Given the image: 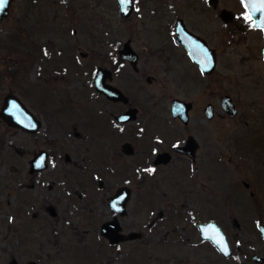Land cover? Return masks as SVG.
<instances>
[{
    "label": "rangeland",
    "instance_id": "1",
    "mask_svg": "<svg viewBox=\"0 0 264 264\" xmlns=\"http://www.w3.org/2000/svg\"><path fill=\"white\" fill-rule=\"evenodd\" d=\"M74 2V9H66L63 0H13L0 20V108L4 97L14 94L41 121L38 132L28 133L0 117V264L12 258L19 264H244V252L263 253L258 233L245 230L253 218L264 223V36L244 31L238 15L228 25L219 17L222 7L242 12L240 0H219L215 9L207 0H134L136 11L129 19L121 17L116 0ZM152 7L160 29L181 17L206 30L208 43L219 52L208 78L189 61L158 50L170 36L154 31ZM128 39L139 54V75L122 59L120 64L113 60ZM117 65L109 82L124 89L150 85L146 77L154 78L151 85H170L171 94H183L176 85H212L210 99L199 88L191 92L198 104L211 100L215 105L209 213L199 191L203 176L196 180L194 213L177 197L176 185L163 180L173 178L170 171L141 181L147 171L136 160L144 144L135 140L134 124L113 125L109 114L123 108L99 97L92 82L98 66L113 70ZM224 93L237 106L236 118L223 116L218 98ZM193 118L204 140L208 127L198 114ZM126 141L135 147L130 157L120 149ZM40 150L49 155L48 167L29 173V160ZM222 158L229 159L227 176L218 164ZM242 162L260 171V182L256 201L238 197L239 210L228 206L223 187L229 178L233 183L247 179L239 171ZM121 185L132 194L127 215L117 216L124 239L111 245L100 227L115 215L108 201ZM209 219L229 231L232 225L233 257L192 244L195 220ZM134 233L138 236L131 239Z\"/></svg>",
    "mask_w": 264,
    "mask_h": 264
},
{
    "label": "flooded vegetation",
    "instance_id": "2",
    "mask_svg": "<svg viewBox=\"0 0 264 264\" xmlns=\"http://www.w3.org/2000/svg\"><path fill=\"white\" fill-rule=\"evenodd\" d=\"M133 3H134L133 9L128 17H131L136 11V2H134V0H133ZM75 4L76 2H74V0H63V5H64V8L66 9H74ZM221 9H223V7ZM235 12L231 11L232 18L229 19L228 21H224L223 19L220 18L223 21L224 25H228L229 22L232 23L235 20H237L236 15H238L239 19L244 20V23H242L243 26H245V28L243 27L244 31L249 28V30L254 35L260 32L261 36H264V31L262 30L261 27L254 26V22L252 19H246V17H250V16L245 11V9L242 12L241 11H235ZM149 15L151 17L150 21L154 23V31L158 34L163 33L165 36L167 33H169V36H170L169 41L166 40V42L163 43L164 38H165L164 37L162 39L161 45L158 44L159 46L158 50L161 53L166 51L169 58L171 59L173 57H177L179 61L186 60L187 63L189 61L193 66L197 68L199 73H201L203 76L207 78L215 71L214 69L211 73H208V74H205L204 72H202L198 64H196L191 59L187 47L184 44L176 41V37H177L176 29H175L176 22L178 19H182L181 17L176 18L172 26L169 25L168 27H165V29L164 27L160 29L159 24H160L161 18H159V13L157 12V10H155V8L152 7V11H149ZM182 21L184 23L185 28L190 33H192L194 36H197L198 37L197 39L203 42L204 45L211 51V53L215 55L216 57L215 68H216L218 66L219 52L216 47L208 43L207 37H206V30L203 28V32H202L201 31L202 28L197 29L195 27H192L184 19H182ZM153 38H156V37L153 36ZM127 41H130V40L128 39L124 43H126ZM172 41L174 42V44H172ZM124 43L122 44V47L119 48L117 51L118 57L116 55L113 56V60L114 62L118 61L120 64L121 59H122L124 63H126L133 69L135 74L139 75L140 73V70L138 69L139 54L132 48L131 41H130V46L137 57L135 65L131 61L124 60L119 55V50L123 48ZM97 68L95 69V72ZM106 68L111 71V74H112L111 81H112L114 77V73L118 71L119 66L118 65L115 66L113 70H111L108 67ZM95 72H94V75H95ZM145 79L147 83H149L150 85H125V87L128 90L126 88L125 89L121 88L119 85H113L117 87L118 89H120V91L127 97L126 101L109 99L103 92L96 90L95 85L93 86H94V90L97 92L99 97H101L102 99H105L109 104L117 105L123 108L122 110H119L118 112H115V113L111 112V114H109L112 121L114 122L113 125L115 127L116 126L121 127V126H125L128 124H134L135 126V129L133 131V133L135 134L134 138L135 140H139V142H142L144 144L143 145L144 154L142 155L141 158L136 160V164L140 167L145 168L146 170L147 169L153 170L150 173L147 171L146 175L145 174L140 175V177L142 176L141 181L146 179L147 177H151L155 175L156 172L170 171V175H172L173 178L163 179V180L164 181L171 180L176 185L177 197L178 198L182 197L184 199L182 204L189 206V209H190L191 203H193V197H195L194 195L196 194V191H197V189L195 188V186L198 185L196 181L197 177L203 176L204 183H199V185L201 186L203 185V188H201L199 191H203L204 193V196H201V198H203L205 209L209 213V209L212 206V198H213L212 175H213V165H214V146H213L214 141L212 140L210 124L212 123L216 115L215 105L211 100H208L203 104H198L197 100L191 94V92L194 91V89L199 88V90H203L206 97L210 99L211 94H212V85H176L178 88L184 91L183 94L180 95V94H171L169 92L171 88L167 90V88H169L170 85H151L154 78L146 77ZM148 89H153V90L159 89L161 91L164 90V92L159 93L153 90L145 91ZM141 94L145 96L144 99H142ZM225 95H228V94L227 93L221 94L218 98L220 106H221V98ZM161 96L165 100L164 103L162 101ZM173 99H179L182 102H184V104H186L184 105V107L189 105L187 122H183L179 118L172 116L171 102ZM147 101L151 103L150 107L144 103ZM3 102H4V99H3ZM208 104H212L214 107V115L212 118H207L205 114V108ZM159 106L161 107V111L163 113L159 112L160 110L158 109ZM154 110H157V112H155ZM222 110L224 112L223 113L224 117L236 118L238 116V113H236V115L230 117L228 114H226L223 108ZM125 112H128L130 116L134 115L135 118L127 122H118L115 119V117ZM237 112H238V109H237ZM195 114H198L199 121L204 122L208 127L207 130H204L205 131L204 140H202V138H200L197 134L199 130L197 129L198 127L196 126V122L193 118V115ZM241 132L242 130H240V133ZM191 136L194 137L195 143H193V145L196 144L195 148H192L191 146L185 147L188 142V139ZM237 137L238 136H235V140H233L234 147H237V144H238ZM124 143H129L132 146L134 150L132 154H125L122 151V145ZM124 143H122L121 145V148H120L121 152L123 153L125 157H130V155H133L135 153V147L132 145L130 141H126ZM176 146L180 148L185 147V150L176 149L175 148ZM203 149H204V153L202 152ZM186 151H189V152H186ZM163 153L168 154V156L164 157V159L168 158L167 162H163L164 160H160V157L158 159V156ZM220 153L223 154V152H220ZM218 162L225 176H227V172H228L227 166L229 165V159L222 158V160ZM251 164L253 165V163ZM255 168L256 167L250 166L248 162H246V165H244V163L242 162L239 167V171L242 175H247L246 176L247 179H242L240 183L238 182L233 183L232 180H230V178L229 180L226 179L227 181L224 183L223 194H224V198L227 197L228 206L232 208H238L239 210H241L239 208V204L237 203L239 196L244 197V199H250L252 201L257 200V196H259V187H257V183L259 184L260 182V176H259L260 171H257ZM235 170H237L236 167H234V171ZM231 197L234 198L233 201H231ZM190 212L194 213L193 210L191 209H190ZM211 220L218 224L223 234L225 235L226 240L228 242L229 249H230L229 256H225L222 252H220L219 249L216 247V245L210 239L202 237L201 231L197 225L199 222H202V221L195 220L194 222L195 240H194V243L192 244L193 245H198V244L207 245L210 247L212 246L213 249L217 250L218 253L223 258L233 257L234 254H233V248L231 245L232 243L228 235V232L230 233L233 231L232 225H230L229 229L231 231H229L227 227L224 228L223 225H221L218 221L213 220V219L203 221L202 223H207L208 221H211ZM249 222H250V225L246 226L247 229L245 231L248 232L249 230H255L258 233L259 238L263 242V249H264V241H263L260 228H259V226L261 224L264 225V223H261V221L257 218L255 219L253 218V220L251 219ZM233 223L234 224L237 223L236 217L233 218L232 224ZM262 252L263 253H255L253 251L250 253L244 252V255H245L244 264H264V251Z\"/></svg>",
    "mask_w": 264,
    "mask_h": 264
},
{
    "label": "water",
    "instance_id": "3",
    "mask_svg": "<svg viewBox=\"0 0 264 264\" xmlns=\"http://www.w3.org/2000/svg\"><path fill=\"white\" fill-rule=\"evenodd\" d=\"M13 0H6L4 7L0 10V20L8 15L10 4ZM242 1V0H241ZM208 4L213 8L218 5V0H207ZM120 14L122 17H128L133 9V0H117ZM243 5L254 20V25L264 29V11H261L262 0H243ZM219 16L224 21H228L232 18V13L230 10L222 9L219 12ZM176 41L184 44L190 54L191 59L198 64L201 71L205 74L211 73L216 66V57L211 51L190 33L184 26L182 19H178L176 22ZM81 56H85L84 53H80ZM119 55L124 60L131 61L134 65L136 62V54L130 46V41L124 43L123 48L119 50ZM264 55V48H263ZM112 74L107 68L98 67L95 75L93 77V84L96 90L103 92L107 98L112 100H127V97L118 89L113 86L109 81H111ZM184 102L179 99H173L171 102V113L173 117L179 118L183 122L188 120V109L189 105L184 107ZM221 106L230 117L236 115L237 107L229 95H225L221 98ZM205 114L207 118H212L214 115V107L212 104H208L205 108ZM0 116L7 122L10 126H16L22 130L29 133H36L41 128V121L38 120L35 115L30 112L26 106L21 102V100L14 94H8L4 97L3 105L0 109ZM134 115L130 116L128 112L117 115L115 119L118 122H127L134 119ZM194 137H190L185 147L191 146L196 147ZM176 146V149H183ZM122 151L125 154H132L134 152L132 146L129 143H124L122 145ZM189 152V151H186ZM191 153V152H190ZM167 153L160 154V160L167 162ZM48 167V153L45 150H40L33 156L30 160L29 173H34L42 171ZM132 189L127 185H122L117 188L116 192L109 197L108 206L114 212H116L120 217L127 215V205L131 198ZM115 205V207L113 206ZM198 227L201 231L203 238L210 239L216 247L225 256H229L230 249L225 235L223 234L221 228L214 221H208L207 223L199 222ZM260 232L264 241V225L259 226ZM121 226L118 221V217L114 216L112 219L107 220L102 223L100 227V233L108 239V242L112 245L120 243L124 236L120 232ZM137 234H133L131 239L137 237ZM8 264H19L15 258H12ZM26 264H37L35 261H29Z\"/></svg>",
    "mask_w": 264,
    "mask_h": 264
},
{
    "label": "snow or ice",
    "instance_id": "4",
    "mask_svg": "<svg viewBox=\"0 0 264 264\" xmlns=\"http://www.w3.org/2000/svg\"><path fill=\"white\" fill-rule=\"evenodd\" d=\"M242 2H243V0H242ZM5 3H6V0H0V10L3 9ZM260 10L264 11V0H262V6H261ZM246 19H251V17H246ZM262 30H264V29H262ZM146 171H148L150 173L153 170L152 169H147ZM113 206L115 207V205H113Z\"/></svg>",
    "mask_w": 264,
    "mask_h": 264
}]
</instances>
